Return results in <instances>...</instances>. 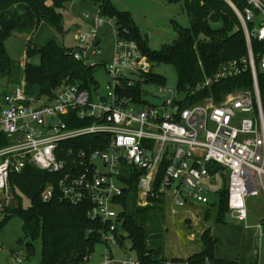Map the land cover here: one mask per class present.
<instances>
[{
    "label": "built area",
    "instance_id": "built-area-1",
    "mask_svg": "<svg viewBox=\"0 0 264 264\" xmlns=\"http://www.w3.org/2000/svg\"><path fill=\"white\" fill-rule=\"evenodd\" d=\"M239 1L241 6L224 0L243 33L246 54L222 62L184 91L170 89V97L158 106L145 103L142 93L141 101L129 93L137 82L140 87L146 84L152 66L137 43L125 37L128 31L118 34L110 19L113 56L108 65H101L107 84L99 88L94 72L100 64L89 62L88 56L102 53L98 29L104 19L98 10L93 18L84 14L89 26L85 31L76 27L78 46L71 51L76 62L94 70L88 85L66 78L48 95L28 94L21 77L2 98L0 200H14L9 177L28 167L55 174L56 186H47L42 200L58 195L65 204L87 206V218L100 225L99 264H141L137 257L113 253V248L124 249L119 244L125 234L117 200L126 191L123 179H129V171L139 173L138 207L162 199L173 210L206 205L209 187L221 174L227 175L229 217L262 237L264 217L249 226L246 200L264 196V113L257 78L258 72L264 73V0ZM246 73L251 89L225 92L218 102L208 95L183 107L193 96ZM211 166L219 169L211 172ZM92 253L84 255L81 264H87ZM157 264L189 263L166 259Z\"/></svg>",
    "mask_w": 264,
    "mask_h": 264
},
{
    "label": "trees",
    "instance_id": "trees-1",
    "mask_svg": "<svg viewBox=\"0 0 264 264\" xmlns=\"http://www.w3.org/2000/svg\"><path fill=\"white\" fill-rule=\"evenodd\" d=\"M73 1L0 0V72L8 81L14 83V86L20 77L19 73H22L21 77L27 86H37L38 94L41 95L50 94L66 78L88 85L86 80L91 77L94 70L76 62L72 57L71 48L60 47L54 41L46 42L42 47H31L25 50L27 61L23 66L9 59L4 49L5 40L14 32L30 35L41 25L48 24L54 31L61 33L63 28L61 9L71 5ZM78 1L80 4L95 7L104 20H112L118 34L127 30L125 37L134 40L149 61L174 64L178 74L177 88L181 91L202 81L203 76H210L222 62L246 54L243 33L239 30L235 15L224 0H166L169 4L182 5V11L189 17V26L183 28L172 21L171 27L178 34V39L172 44L163 45L162 50L157 52H152L148 48L144 36L139 33L130 14L120 12L110 0ZM233 2L241 6L239 0ZM212 23H219L221 28H211ZM235 26L238 27L236 33H231ZM32 55L39 57L38 65L28 62ZM257 78L264 113V73L258 72ZM144 81L146 84L157 86L165 84L163 78L154 75L152 70L146 74ZM237 88L251 89V78L248 73L235 79L221 81L209 90L193 96L183 107L197 104L208 95H212L215 102H218L223 93ZM129 93H133L134 97L141 101L140 83L137 82L129 89ZM217 169L219 168L210 167L211 172ZM129 172V179H123L127 183L126 191L117 200L121 208L119 216L124 224L122 230L125 234V237L119 238V244L124 245L125 240H129L141 264L163 262L166 258L160 244L162 239L158 234L160 226L155 225L162 219L163 201L154 200L151 205L138 207L136 183L139 173L132 169ZM225 176L222 175L224 191L217 203L215 223H224L225 217H229ZM57 179L55 174L49 175L31 167L18 175L10 176L11 191L17 189L26 195L30 200V206L23 209L20 197L14 195L16 206L4 208L0 232L11 217H18L22 221L24 237L28 240L25 242L26 256L34 255L35 243L38 240L41 247L39 264H81L84 255L94 252L100 242L97 234L100 225L87 218L85 204L78 206L65 204L60 201L58 195H54L47 202L42 200V191L50 184L55 187ZM152 226L159 228L157 234L152 233ZM211 234V229L202 232L199 237L201 250L185 260L189 264H235L215 258L213 249L216 239ZM249 264L258 262L252 261Z\"/></svg>",
    "mask_w": 264,
    "mask_h": 264
},
{
    "label": "rangeland",
    "instance_id": "rangeland-1",
    "mask_svg": "<svg viewBox=\"0 0 264 264\" xmlns=\"http://www.w3.org/2000/svg\"><path fill=\"white\" fill-rule=\"evenodd\" d=\"M120 12H128L134 19L140 34L147 37V46L152 52L161 51L163 45L172 44L178 39V34L171 27L174 21L180 27L188 28L189 17H186L182 11L180 3L169 4L166 0H110ZM96 10L92 6H83L75 3L66 5L61 9L63 28L61 33L54 31L48 24L41 25L35 33L24 35L14 32L4 42L5 53L14 63L24 65L27 61L25 50L31 47H42L46 42L54 41L58 46L74 49L78 45L74 41L76 27L81 30H87L90 21L82 20L84 14H89L91 18L95 16ZM109 20L98 29V37L101 39L100 55L88 56L91 63L100 64L95 70L94 79L99 88L104 90L107 84V76L104 66L108 65L113 56V35L112 29L108 24ZM211 28L220 29L219 23H212ZM237 26L231 33H236ZM30 64L38 65L39 57L32 55L28 60ZM152 66V73L165 81L163 86L147 83L142 85L141 93L144 102L152 106H158L166 98L170 97L168 91L176 89L178 84V74L174 64L167 62L149 61ZM104 65V66H101ZM19 73L18 77L22 76ZM18 78V80L20 79ZM14 87V83L8 81L7 77L0 72V106L4 94ZM28 94H38L37 86H26ZM227 177V175L225 176ZM227 180V179H226ZM223 177L218 175L215 183L209 187L207 193L208 204L200 205L195 203L193 209L182 208L173 210L166 201H163L164 213L162 219L155 223L160 226L158 233L157 227H151L154 234L161 236L160 244L163 253L168 256H186L193 255L201 250L200 235L202 232L211 229V235L216 239L213 253L216 259L235 264H249L257 261L255 252L259 253L258 264H264V235L262 237L255 234L254 229L244 228L243 223H238L229 217H225L224 223H215L214 214L217 209V203L223 193ZM11 191V190H10ZM15 192V193H14ZM11 191V195L20 197L21 207L26 209L30 206L29 198L17 189ZM247 220L248 225L253 226L264 217V196L248 198ZM16 206L15 199L10 202L0 200V211L4 208H13ZM120 206V204H119ZM118 211L120 209L117 208ZM0 212V222L3 219V213ZM20 239L22 242L19 243ZM28 241L23 234L22 221L18 217H11L0 232V264H14L13 259H20V264H39L40 261V242L35 243V253L33 256H26L25 242ZM103 244L95 247L91 254L92 258L87 264H99L102 260ZM12 253V255H10ZM116 257H137L131 248L129 240H125L124 249L117 250L113 248ZM166 258V257H165ZM187 257L166 258L167 260L186 259Z\"/></svg>",
    "mask_w": 264,
    "mask_h": 264
},
{
    "label": "crops",
    "instance_id": "crops-1",
    "mask_svg": "<svg viewBox=\"0 0 264 264\" xmlns=\"http://www.w3.org/2000/svg\"><path fill=\"white\" fill-rule=\"evenodd\" d=\"M75 3H79V1H77V2H73V3H70V4H71V6H72V5H74ZM83 6H86V5H83ZM130 16H131V15H130ZM131 18H132V17H131ZM133 20H134V19H133ZM134 22H135V21H134ZM135 25H136V23H135ZM137 28H138V27H137ZM138 30H139V29H138ZM139 33H140V32H139ZM144 39H145V38H144ZM145 41H146V40H145ZM146 42H147V41H146ZM20 63H22V62H20ZM21 65H22V64H21ZM190 208L193 209V207H190ZM190 208H188V209H190ZM244 228H246V229H250V227H249V228L244 227ZM251 229H252V228H251ZM255 234H256V233H255ZM196 252H199V251H196ZM196 252H195V253H196ZM163 254H164V253H163ZM164 255H165V254H164ZM190 256H191V255H190ZM165 257H166V258H179V257H189V255H186V256H180V255H179V256H172V257H168V256L165 255Z\"/></svg>",
    "mask_w": 264,
    "mask_h": 264
},
{
    "label": "water",
    "instance_id": "water-1",
    "mask_svg": "<svg viewBox=\"0 0 264 264\" xmlns=\"http://www.w3.org/2000/svg\"><path fill=\"white\" fill-rule=\"evenodd\" d=\"M94 6H95V5H94ZM144 38H145V40L147 41V37L145 36ZM98 43H99V39L96 41L95 44H98Z\"/></svg>",
    "mask_w": 264,
    "mask_h": 264
}]
</instances>
